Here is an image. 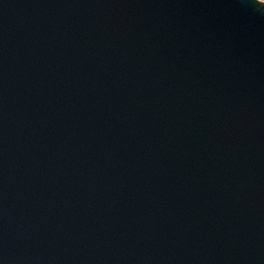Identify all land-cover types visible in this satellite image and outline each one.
Instances as JSON below:
<instances>
[{
	"label": "water",
	"instance_id": "1",
	"mask_svg": "<svg viewBox=\"0 0 264 264\" xmlns=\"http://www.w3.org/2000/svg\"><path fill=\"white\" fill-rule=\"evenodd\" d=\"M0 264H264V2L0 0Z\"/></svg>",
	"mask_w": 264,
	"mask_h": 264
},
{
	"label": "snow or ice",
	"instance_id": "2",
	"mask_svg": "<svg viewBox=\"0 0 264 264\" xmlns=\"http://www.w3.org/2000/svg\"><path fill=\"white\" fill-rule=\"evenodd\" d=\"M262 2H264V0H262Z\"/></svg>",
	"mask_w": 264,
	"mask_h": 264
}]
</instances>
